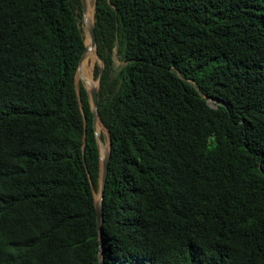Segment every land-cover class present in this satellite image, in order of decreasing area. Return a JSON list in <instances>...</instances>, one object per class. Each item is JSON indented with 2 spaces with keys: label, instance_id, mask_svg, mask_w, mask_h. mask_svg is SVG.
I'll return each mask as SVG.
<instances>
[{
  "label": "trees",
  "instance_id": "obj_1",
  "mask_svg": "<svg viewBox=\"0 0 264 264\" xmlns=\"http://www.w3.org/2000/svg\"><path fill=\"white\" fill-rule=\"evenodd\" d=\"M94 8L103 264H264V0ZM82 21L0 0V264H100Z\"/></svg>",
  "mask_w": 264,
  "mask_h": 264
},
{
  "label": "water",
  "instance_id": "obj_2",
  "mask_svg": "<svg viewBox=\"0 0 264 264\" xmlns=\"http://www.w3.org/2000/svg\"><path fill=\"white\" fill-rule=\"evenodd\" d=\"M82 2V19L84 22V30H83V35H84V49L81 53V56L79 58L78 66L76 69V73H80L81 69V62L85 57L86 51L94 47V52L96 57L101 61V67L103 65L102 60L98 56L97 50H96V35L94 31V17L92 15V18H90L86 14V5L87 1L86 0H81ZM94 7H95V0H94ZM93 7V11H94ZM87 37V40H86ZM75 73V76H76ZM76 79V77H75ZM82 83L88 93L89 96V101L91 105V110H92V122H93V127H94V132H95V137H96V143L98 146L99 150V160H100V177H99V185H98V196H95V188L93 184H91V188L93 190V196H94V204H95V209H96V221H97V228H98V238H99V250H98V257L100 264H103L102 262V198H103V191H104V185H105V179L107 175V167H108V160L110 156V136L107 127L104 125L103 121L101 120L98 112V106H97V89L99 86V76L97 77L96 84L88 83L87 79L83 76H81ZM98 121L103 125L106 129L107 133V139L108 143L107 145L103 141V136L102 133L97 129V123Z\"/></svg>",
  "mask_w": 264,
  "mask_h": 264
},
{
  "label": "rangeland",
  "instance_id": "obj_3",
  "mask_svg": "<svg viewBox=\"0 0 264 264\" xmlns=\"http://www.w3.org/2000/svg\"><path fill=\"white\" fill-rule=\"evenodd\" d=\"M89 3L94 7V0H89ZM83 20V19H82ZM82 29L84 30V22L82 21ZM101 61L96 57V55H94L93 58H89L87 63L85 64V67H82L80 69V73H76V83H78L79 80H81V76L87 78L88 80H90L92 78V80L96 83L97 77L94 76V65L95 63H98L101 66ZM120 62V60L117 58V56H115V65L118 64ZM82 81V80H81ZM210 103H212V101L210 100ZM97 129L102 133L103 136V141L104 143L107 145L108 143V139H107V133H106V129L103 125H100L99 127H97ZM97 194V190L95 191Z\"/></svg>",
  "mask_w": 264,
  "mask_h": 264
},
{
  "label": "bare ground",
  "instance_id": "obj_4",
  "mask_svg": "<svg viewBox=\"0 0 264 264\" xmlns=\"http://www.w3.org/2000/svg\"><path fill=\"white\" fill-rule=\"evenodd\" d=\"M86 1H87V5H86V14H87L90 18H92V15H93V6L89 3V0H86ZM94 9H95V8H94ZM86 40H87V37H86ZM94 55H95L94 47H92L91 49L87 50V51H86V54H85V57H84V59H83L82 62H81V68H82V67H85V64L87 63L88 59H89V58H93ZM86 79H87V78H86ZM87 82H88V83H92V84H96V83L92 80V78H91L90 80L87 79ZM100 125H101V123L98 121V123H97V127H99ZM94 194H95L96 197L98 196V194H97L96 192H95Z\"/></svg>",
  "mask_w": 264,
  "mask_h": 264
}]
</instances>
